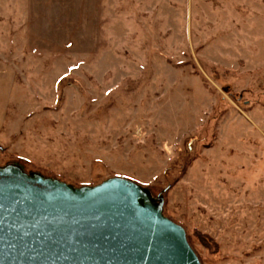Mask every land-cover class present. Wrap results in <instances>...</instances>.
I'll return each mask as SVG.
<instances>
[{
	"label": "rangeland",
	"instance_id": "374dc122",
	"mask_svg": "<svg viewBox=\"0 0 264 264\" xmlns=\"http://www.w3.org/2000/svg\"><path fill=\"white\" fill-rule=\"evenodd\" d=\"M145 188L202 264H264V0H0V167Z\"/></svg>",
	"mask_w": 264,
	"mask_h": 264
},
{
	"label": "water",
	"instance_id": "95a60500",
	"mask_svg": "<svg viewBox=\"0 0 264 264\" xmlns=\"http://www.w3.org/2000/svg\"><path fill=\"white\" fill-rule=\"evenodd\" d=\"M0 264H202L163 203L125 177L75 187L0 167Z\"/></svg>",
	"mask_w": 264,
	"mask_h": 264
},
{
	"label": "trees",
	"instance_id": "16d2710c",
	"mask_svg": "<svg viewBox=\"0 0 264 264\" xmlns=\"http://www.w3.org/2000/svg\"><path fill=\"white\" fill-rule=\"evenodd\" d=\"M188 240H189L190 244L193 246L192 240H191V238L189 236H188Z\"/></svg>",
	"mask_w": 264,
	"mask_h": 264
}]
</instances>
